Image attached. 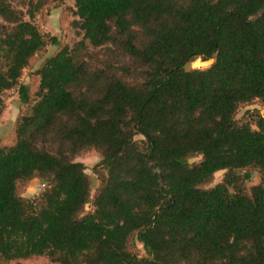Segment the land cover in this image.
Segmentation results:
<instances>
[{
    "label": "trees",
    "instance_id": "trees-1",
    "mask_svg": "<svg viewBox=\"0 0 264 264\" xmlns=\"http://www.w3.org/2000/svg\"><path fill=\"white\" fill-rule=\"evenodd\" d=\"M52 1L0 0V116L6 90L31 104L0 142V262L264 264V113L236 118L264 106V0H75L81 39L45 60L32 101L20 78L49 42L33 19ZM91 149L93 196L76 160ZM36 177L48 187L23 197Z\"/></svg>",
    "mask_w": 264,
    "mask_h": 264
},
{
    "label": "rangeland",
    "instance_id": "rangeland-1",
    "mask_svg": "<svg viewBox=\"0 0 264 264\" xmlns=\"http://www.w3.org/2000/svg\"><path fill=\"white\" fill-rule=\"evenodd\" d=\"M13 6L27 11L25 2L14 1ZM75 0H55L45 6L33 19V22L39 27L40 31L46 35L48 44L39 51L31 60L28 67L23 71L20 78V83L29 85L32 101L35 99V93L38 90L40 83V76L37 74L45 60L56 54L63 46H74V44L81 39V36L76 34L72 26V21L77 18L74 14ZM25 19L29 20L26 14ZM52 36H56L60 45H54L50 42ZM213 62V59L202 60L201 58L191 62L188 66L193 68H205ZM4 100L3 112L0 116V142L4 145H11L16 140V124L22 115L28 114L31 111V104H23L19 95V87L6 90L2 93ZM264 113V106L259 100L252 103L240 105L236 118L239 122L252 121L257 113ZM253 127L256 128L255 125ZM201 156L191 158V162H197ZM86 166V171L89 173L92 182V196L95 194L97 187L100 184V177L95 172V166L100 162L101 155L94 149L81 152L77 158ZM252 177L246 182L247 189L260 182V173L258 170L251 169ZM225 174V170L215 173L213 180L206 184L205 187H211L220 182ZM48 182L41 178H33L28 182H21L19 184V193L27 199L37 198L47 187ZM92 210V204L86 206L85 211ZM133 249L140 256H146V251L139 241H135ZM0 264H57L51 262L47 257H32L26 260L0 262Z\"/></svg>",
    "mask_w": 264,
    "mask_h": 264
}]
</instances>
